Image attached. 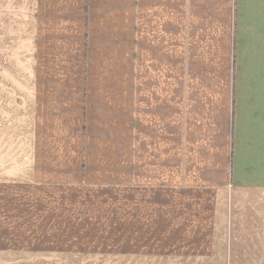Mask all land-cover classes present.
<instances>
[{"label":"crops","instance_id":"crops-1","mask_svg":"<svg viewBox=\"0 0 264 264\" xmlns=\"http://www.w3.org/2000/svg\"><path fill=\"white\" fill-rule=\"evenodd\" d=\"M264 260V0H0V253Z\"/></svg>","mask_w":264,"mask_h":264},{"label":"rangeland","instance_id":"rangeland-1","mask_svg":"<svg viewBox=\"0 0 264 264\" xmlns=\"http://www.w3.org/2000/svg\"><path fill=\"white\" fill-rule=\"evenodd\" d=\"M0 264H264V260L237 262L154 256L24 254L1 252Z\"/></svg>","mask_w":264,"mask_h":264}]
</instances>
